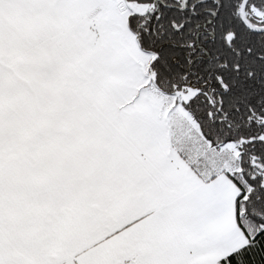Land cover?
<instances>
[{"label": "snow or ice", "instance_id": "1", "mask_svg": "<svg viewBox=\"0 0 264 264\" xmlns=\"http://www.w3.org/2000/svg\"><path fill=\"white\" fill-rule=\"evenodd\" d=\"M0 264H264V0H0Z\"/></svg>", "mask_w": 264, "mask_h": 264}]
</instances>
